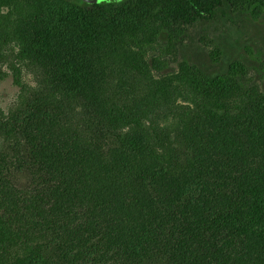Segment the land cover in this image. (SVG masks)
<instances>
[{"label": "trees", "instance_id": "obj_1", "mask_svg": "<svg viewBox=\"0 0 264 264\" xmlns=\"http://www.w3.org/2000/svg\"><path fill=\"white\" fill-rule=\"evenodd\" d=\"M33 1L15 21L0 0V83L39 77L25 100L14 71L21 106L0 108V264H264V92L241 60L184 88L151 74L173 25L258 21L264 0Z\"/></svg>", "mask_w": 264, "mask_h": 264}, {"label": "rangeland", "instance_id": "obj_2", "mask_svg": "<svg viewBox=\"0 0 264 264\" xmlns=\"http://www.w3.org/2000/svg\"><path fill=\"white\" fill-rule=\"evenodd\" d=\"M59 1L69 2L72 0ZM104 1L106 0H88L85 2L98 4ZM34 2L33 0H16L17 9L14 13V20H18L20 15H26L35 5ZM1 12L5 16L6 9ZM172 29L182 31V34L177 36L180 38V43L170 52L169 67L162 74L151 73L155 80L168 79L179 88H184L185 86H182L183 81L191 72L201 71L208 76H218L224 74L231 63L241 60L248 67L250 75L256 79L261 91L264 92V17L255 21L244 16L228 15L212 24L203 22L193 25L178 24L173 25ZM166 40L167 34L163 33L159 41L164 43ZM216 46H219L223 52V60L219 65L214 64L210 57ZM157 55L158 52L151 50L143 63L149 67L152 58L157 57ZM24 64L17 67L10 64L2 66L4 73L8 74V78L0 83V108L6 114L8 108L17 104L21 106L22 98L18 99L20 88L14 84L13 80L14 71H20L22 83L27 88L28 93L24 97L25 100L32 98L34 90L38 86V72L29 66H24ZM112 68V65L107 67L108 70ZM146 91L147 89L142 85L140 92L145 93ZM178 103L183 107L192 106L180 99ZM181 113L178 112L175 118L171 112H168L165 118L159 122L160 126L169 130L172 129L179 122Z\"/></svg>", "mask_w": 264, "mask_h": 264}]
</instances>
